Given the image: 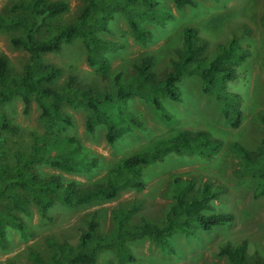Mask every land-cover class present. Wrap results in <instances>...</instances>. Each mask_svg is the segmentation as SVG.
Listing matches in <instances>:
<instances>
[{"label":"trees","instance_id":"1","mask_svg":"<svg viewBox=\"0 0 264 264\" xmlns=\"http://www.w3.org/2000/svg\"><path fill=\"white\" fill-rule=\"evenodd\" d=\"M84 5L71 21L59 22L57 17L65 13L69 4L65 0H23L13 6L10 14L0 13V30L20 29L13 33L10 41L14 47H23L27 62L20 72L9 64L8 58L0 55V105L19 97L23 112L31 110L32 103L40 108V118L46 134H32L28 151L19 146L11 148L5 133L17 135L21 128L13 123L0 107V245H7L5 224L12 223L23 237L34 233L24 218L9 211L4 201L24 214L38 207L39 214L46 217L48 210L58 200L67 206L79 205L97 198L111 199L122 188L136 191L145 188L144 167L162 160L167 154H204L222 149V139L206 130L180 129L173 134L158 138L141 149L122 157L108 170V179L102 182L81 185L76 180L64 181L58 174L43 175L38 164L46 163L63 172L90 171L99 163L98 157L81 151V143L72 135L62 136L73 125L72 117L62 104L72 108H85V130L93 133L99 124L105 125V141L113 144L124 133L135 128H144L140 115L127 109L126 105L135 97L147 102L166 122L174 117L164 106L163 98L179 102L182 94L180 81L187 76L197 75L201 80L204 95L214 97L232 129L239 128L245 117L244 97L233 91L228 82L236 77L237 62L245 59V51L238 47L235 38L219 45L209 58L206 45L198 39L197 29L185 26L182 45L174 49L168 64L157 69V56L144 54L133 61L134 76L123 80V72H113L110 52L124 47L119 40L100 37L97 32H109V23L115 14L121 13L127 21L133 38L145 43L153 37L151 30L141 25L143 19L159 21L165 13L159 12L157 0H82ZM177 8L197 6L196 0H172ZM264 26V12L260 18ZM50 33L49 36H43ZM80 38L86 50L85 61L94 67L102 88L83 82L70 73L63 84L56 85L62 68L45 62L44 55L59 52L64 44ZM264 72V57L262 59ZM114 105L116 114L107 109ZM264 126V109L258 111ZM231 153L242 166L254 175V197L264 196V137L255 150H249L239 141L229 143ZM9 159L13 164L10 165ZM7 161V162H6ZM176 194L164 219L155 223L142 219L129 226L127 219L140 208L134 203L116 217L117 231L107 241L97 237L99 212H91L76 243L58 240L53 236L45 238L52 249L48 257L32 250L30 259L35 264H96L98 253L111 246L120 250L118 261L134 262L138 257L129 251L125 242L137 238H149L160 250L176 254L172 242L177 234L192 235L198 229L211 230L230 225L235 220L232 212H218L212 202H222L228 194V186L212 179H203L197 174L176 176ZM21 190L23 193H19ZM217 254L226 257L230 264H264V256L249 252L248 241L243 238L237 243L224 242L217 248ZM7 264H15L9 260Z\"/></svg>","mask_w":264,"mask_h":264},{"label":"rangeland","instance_id":"2","mask_svg":"<svg viewBox=\"0 0 264 264\" xmlns=\"http://www.w3.org/2000/svg\"><path fill=\"white\" fill-rule=\"evenodd\" d=\"M20 1L23 0H0V13L10 14L13 6ZM65 1L69 8L57 17L59 22L73 20L84 5L82 0ZM157 1V10L165 14L159 21H141V25L153 33L149 41H136L127 21L118 12L109 23V32H97L102 38L124 43L122 49L108 53L113 72L122 71L123 80L128 81L134 76L133 61L148 53L157 56L156 66L161 70L173 56L174 49L182 45L185 26L197 29L198 39L205 43L209 58L219 45L235 38L238 47L245 51V59L237 62L236 77L228 84L233 91L244 97L245 117L242 125L237 129L229 126L218 101L202 93L201 80L197 75L184 77L180 81L182 101L162 99L164 106L174 117L171 122L164 121L143 99L135 97L129 101L126 108L140 115L145 126L124 133L113 144L105 141L104 124L97 125L93 133L85 130V108H72L63 103L62 108L72 117L73 125L68 127L62 136H75L80 140L82 152L99 159L98 165L92 170L81 172H63L46 163L38 164L41 174H58L64 181L76 180L81 185L106 181L108 170L122 157L180 129L206 130L222 139L223 147L217 152L204 154H167L162 160L144 167L143 190L136 191L126 187L114 198H97L74 206H67L56 200L46 217L39 214L35 204L28 214H24L11 207L6 199L4 206L9 211L21 215L33 228L34 233L23 237L16 226L6 223L7 245H0V264H7L9 260L15 264H35L30 259L32 250L48 257L52 249L45 242L47 236L76 243L94 210L99 212L97 237L107 241L116 234L115 219L119 212L134 203H139L140 208L129 216L127 225L138 224L142 219L160 223L174 201V178L190 174H197L203 179H212L228 186L225 200L214 201L212 206L218 212H232L235 215L232 224L211 230L198 229L192 235L173 236L176 254L160 250L147 237L127 240L126 247L138 257L136 261L120 263L119 248L111 246L98 253L96 264H230L226 257L217 254L218 246L224 242L237 243L243 238L248 241L249 252L264 256V196L254 197L253 173L244 169L240 160L229 149L230 142L239 141L249 150H255L264 137V126L258 116V111L264 109V72L261 64L264 57V26L260 21L264 12V0H196L197 6L182 8H177L172 0ZM13 33L19 34L20 29L0 30V55H5L10 66L20 72L27 62L28 54L23 47H14L11 44ZM49 35L50 33L43 34ZM85 55L82 40L76 38L73 42L64 44L59 52L44 55L43 59L62 68L56 85L63 84L68 74L74 73L83 82L95 88H102L103 83L98 73L94 67L87 65ZM0 107L12 122L21 128L17 135L5 133L11 148L19 146L23 151H28L33 133L46 134L40 118V108L35 102L27 114L23 112L19 97L3 103ZM107 109L116 119H120L114 105H108ZM9 163L13 164L12 159H9ZM17 191L23 193L21 190Z\"/></svg>","mask_w":264,"mask_h":264}]
</instances>
